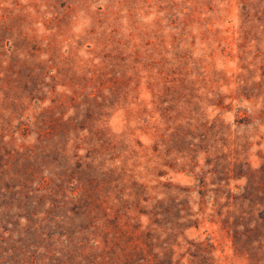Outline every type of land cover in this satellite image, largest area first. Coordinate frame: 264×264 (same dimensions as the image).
Segmentation results:
<instances>
[{
    "label": "rangeland",
    "instance_id": "obj_1",
    "mask_svg": "<svg viewBox=\"0 0 264 264\" xmlns=\"http://www.w3.org/2000/svg\"><path fill=\"white\" fill-rule=\"evenodd\" d=\"M0 264H264V0H0Z\"/></svg>",
    "mask_w": 264,
    "mask_h": 264
}]
</instances>
